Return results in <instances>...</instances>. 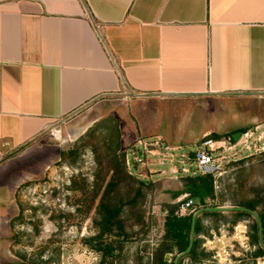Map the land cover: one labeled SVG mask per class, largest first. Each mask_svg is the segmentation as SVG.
<instances>
[{
	"label": "crops",
	"instance_id": "crops-1",
	"mask_svg": "<svg viewBox=\"0 0 264 264\" xmlns=\"http://www.w3.org/2000/svg\"><path fill=\"white\" fill-rule=\"evenodd\" d=\"M263 99L264 0H0V180L27 154L55 147L57 124L87 107H115L130 137L176 141L199 121L195 108L211 116ZM36 178L21 173L0 199L17 207L19 187ZM13 215L3 211L0 224Z\"/></svg>",
	"mask_w": 264,
	"mask_h": 264
},
{
	"label": "rangeland",
	"instance_id": "rangeland-1",
	"mask_svg": "<svg viewBox=\"0 0 264 264\" xmlns=\"http://www.w3.org/2000/svg\"><path fill=\"white\" fill-rule=\"evenodd\" d=\"M257 105L245 109L231 102L225 108H212L215 114L211 116L206 114L209 108H195L202 114L199 121L187 124L186 138L176 141L130 137L125 123L115 117V107L109 106L84 108L74 119L57 124L59 133L50 139L56 148L29 153L21 167L12 165L2 174L8 178L0 180L3 198L9 180L24 172L27 175L29 170L37 178L19 187L17 207L0 199V218L3 211L14 214L10 230L0 236V264H158L166 244L164 224L170 204L181 207L189 202V214L206 207H244L245 202L255 201L259 216L264 211V120L245 122L258 109L264 115V105ZM67 124H80L82 131L71 133ZM177 124H171L172 135L181 134ZM210 127L220 136L230 134L226 131L231 129L249 130L252 148L215 152L228 156L224 162L230 163L214 182L215 197L201 203L190 200L185 190L189 174L182 166L191 168L187 157L193 158L191 152L202 141L190 135ZM55 154V160L44 169ZM109 182L113 184L109 186ZM102 206L117 212L112 234L104 235L100 243L92 238L102 231ZM207 211L198 215L197 254L181 255L175 249L164 254L168 262L179 258L181 264H264V255H257L264 246L256 239L260 222L254 214ZM5 227L8 225L0 224L1 231ZM109 244L113 251L105 254Z\"/></svg>",
	"mask_w": 264,
	"mask_h": 264
},
{
	"label": "trees",
	"instance_id": "trees-1",
	"mask_svg": "<svg viewBox=\"0 0 264 264\" xmlns=\"http://www.w3.org/2000/svg\"><path fill=\"white\" fill-rule=\"evenodd\" d=\"M244 131V130H240ZM213 136L215 138H219L220 135L214 133ZM186 180V192L189 193L190 200L199 199L201 203H205L207 198H214V178L210 175H188L185 177ZM113 182H109V186H111ZM244 207L254 210L256 208L255 201H247L243 204ZM103 207V206H102ZM104 209V218L102 220V231L92 238L93 241H98L102 243V238L106 234H112V224L113 219L116 216L117 209L101 208ZM179 204H173L169 206L168 214L165 219V246L163 248L162 253L159 257H157L158 264H175V261L168 262L167 259L164 258L165 253H172L175 249L178 250L179 253L186 252L190 246V238H191V230H192V220L194 213L189 215L181 216L178 213ZM237 213L240 214H249L248 210H236ZM207 213L217 214L218 211H210ZM259 219L262 225V235L264 239V211H262L259 215ZM259 224V222H258ZM201 230L200 220L197 218L196 227H195V235L198 234ZM260 232V227L259 230ZM256 239L260 241V234L256 235ZM261 242V241H260ZM102 249V248H100ZM105 254L111 253L113 251V246L109 244L105 248ZM196 241H194L193 247L188 252V255H196ZM257 255H264V247L260 248L257 252ZM181 264V263H179Z\"/></svg>",
	"mask_w": 264,
	"mask_h": 264
},
{
	"label": "built area",
	"instance_id": "built-area-1",
	"mask_svg": "<svg viewBox=\"0 0 264 264\" xmlns=\"http://www.w3.org/2000/svg\"><path fill=\"white\" fill-rule=\"evenodd\" d=\"M253 137V134L249 131H241L240 138L235 141L233 135L228 134L226 136H220L219 138L212 137L208 135L202 139L198 144L195 151L191 152L187 158L190 161L191 168L182 166V171L188 173L189 175H210L214 178V182L218 181V178L221 177L227 171V165H229L230 160L224 162L228 156H218L215 152L218 150L227 151L235 147H241L242 150H250L249 143L250 139ZM260 143L255 141L254 147ZM153 145V143H151ZM220 152V151H219ZM184 158V156L182 155ZM184 159L181 160L183 164ZM178 172V169L175 170ZM190 203L182 204L179 208L178 213L181 216L189 215L191 213L186 212V207ZM193 213V212H192Z\"/></svg>",
	"mask_w": 264,
	"mask_h": 264
},
{
	"label": "water",
	"instance_id": "water-1",
	"mask_svg": "<svg viewBox=\"0 0 264 264\" xmlns=\"http://www.w3.org/2000/svg\"><path fill=\"white\" fill-rule=\"evenodd\" d=\"M232 135H233L234 140L237 141L240 138V136H241V131H236ZM204 210H208V211H232V210H234V211H236V210H247V208L240 207V206H234V207H206V208H203V209L197 211L196 213H194L193 220H192L190 246L187 249V251L181 253V255L190 252V250L192 249L194 241H195L196 221H197V218H198V215L200 214V212L204 211ZM253 214L257 217L258 221L260 222V241H261L262 245L264 246V239H263V235H262L261 221L259 219L258 214L255 211H253ZM175 264H179V258H177V260L175 261Z\"/></svg>",
	"mask_w": 264,
	"mask_h": 264
},
{
	"label": "flooded vegetation",
	"instance_id": "flooded-vegetation-1",
	"mask_svg": "<svg viewBox=\"0 0 264 264\" xmlns=\"http://www.w3.org/2000/svg\"><path fill=\"white\" fill-rule=\"evenodd\" d=\"M245 208H246V207H245ZM247 210H248L249 213H252V214H253V211H254V210H250V209H248V208H247Z\"/></svg>",
	"mask_w": 264,
	"mask_h": 264
}]
</instances>
